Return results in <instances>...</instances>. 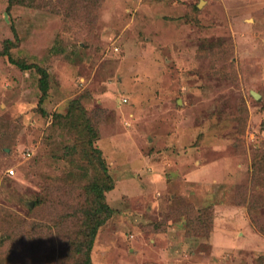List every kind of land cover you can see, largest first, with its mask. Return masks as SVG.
<instances>
[{
  "label": "rangeland",
  "instance_id": "rangeland-1",
  "mask_svg": "<svg viewBox=\"0 0 264 264\" xmlns=\"http://www.w3.org/2000/svg\"><path fill=\"white\" fill-rule=\"evenodd\" d=\"M68 4L0 0V52L11 39L49 72L40 101L39 72L0 55V264L77 261L75 231L34 202L64 187L73 137L54 115L74 100L102 110L115 181L93 264H264V0Z\"/></svg>",
  "mask_w": 264,
  "mask_h": 264
},
{
  "label": "trees",
  "instance_id": "trees-1",
  "mask_svg": "<svg viewBox=\"0 0 264 264\" xmlns=\"http://www.w3.org/2000/svg\"><path fill=\"white\" fill-rule=\"evenodd\" d=\"M104 0H79L78 3L70 0L71 4L64 7L67 14L75 16L77 13L94 15V10L100 7ZM36 0H9L8 9L12 5L22 4L34 6ZM76 13V14H75ZM15 32V31H14ZM17 46L11 39H6L4 49L0 52L1 56H8L10 61L22 71L36 70L40 74L39 84L42 90L40 101L48 94L49 72L46 68L36 64L30 59L14 58L12 48ZM54 54L60 55L64 50L53 49ZM73 101L69 110L65 114L56 113L54 123L58 124L61 129L70 133L73 137V145L68 146V153L63 155L64 160L70 163V169L63 176L64 187L71 185L72 190L65 189V193H69L62 199L61 193L64 187L56 184L55 190L46 191V200L44 196L38 197L34 202L36 206L43 205L44 210L48 208L49 218L51 222L50 230L63 229L64 232H74L71 242L74 257L77 259L75 264H93L91 252L94 245L95 237L98 229L107 222L114 214V209L106 201V193L114 188V179L110 175L102 150L95 145L100 137L98 123L103 119L102 110L90 111L81 103ZM57 117V118H56ZM60 159V158H58ZM62 160V159H60ZM49 181H54L53 177H48ZM48 181V184L51 182ZM74 187V188H73ZM78 189L79 191H75ZM67 201V203L65 202ZM2 225L7 224L6 228L12 229V224L8 216H1ZM22 223V222H21ZM23 224V223H22ZM47 229L49 232H51ZM49 236L52 233H48ZM2 235V234H1ZM0 235V247L4 243L3 235ZM6 237V236H5ZM69 245V244H68ZM66 249L68 247L66 246ZM0 263L2 261L0 260Z\"/></svg>",
  "mask_w": 264,
  "mask_h": 264
},
{
  "label": "built area",
  "instance_id": "built-area-1",
  "mask_svg": "<svg viewBox=\"0 0 264 264\" xmlns=\"http://www.w3.org/2000/svg\"><path fill=\"white\" fill-rule=\"evenodd\" d=\"M115 49L117 50V48H115ZM123 100L126 101V99H123ZM26 156H31V152L28 151L27 154H26ZM8 172H9L10 174H14V169H13V168H10V169L8 170Z\"/></svg>",
  "mask_w": 264,
  "mask_h": 264
},
{
  "label": "water",
  "instance_id": "water-1",
  "mask_svg": "<svg viewBox=\"0 0 264 264\" xmlns=\"http://www.w3.org/2000/svg\"><path fill=\"white\" fill-rule=\"evenodd\" d=\"M253 95H254L256 98L260 97V94H259V93H256V92H254Z\"/></svg>",
  "mask_w": 264,
  "mask_h": 264
}]
</instances>
